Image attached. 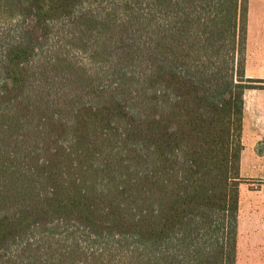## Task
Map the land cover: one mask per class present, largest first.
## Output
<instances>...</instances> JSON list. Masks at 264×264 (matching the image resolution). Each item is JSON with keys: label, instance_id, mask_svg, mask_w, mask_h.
<instances>
[{"label": "trees", "instance_id": "1", "mask_svg": "<svg viewBox=\"0 0 264 264\" xmlns=\"http://www.w3.org/2000/svg\"><path fill=\"white\" fill-rule=\"evenodd\" d=\"M248 0H0V264H235Z\"/></svg>", "mask_w": 264, "mask_h": 264}, {"label": "crops", "instance_id": "2", "mask_svg": "<svg viewBox=\"0 0 264 264\" xmlns=\"http://www.w3.org/2000/svg\"><path fill=\"white\" fill-rule=\"evenodd\" d=\"M247 6L246 68L258 72L259 75V71H264V0H248ZM247 71L245 69V72ZM252 75L254 74H248L246 77L250 79L253 77ZM262 75L257 81L263 82V88H253L258 90L256 98L252 99L250 92H245L244 96V111L250 116L252 123L255 121L257 135L252 141L243 136L244 150L241 157L240 174L248 182L252 179L258 180V185L240 184V211L235 264H264V177H245L242 175L244 171L248 172L251 169L246 164L247 157L260 158L261 162L254 166L261 173H264V80H261ZM248 97H250V102H248ZM246 131L244 118L243 135Z\"/></svg>", "mask_w": 264, "mask_h": 264}, {"label": "rangeland", "instance_id": "3", "mask_svg": "<svg viewBox=\"0 0 264 264\" xmlns=\"http://www.w3.org/2000/svg\"><path fill=\"white\" fill-rule=\"evenodd\" d=\"M246 70H248L247 72H245L246 76L248 74H250V75L251 74H254V75H252L253 77L250 78V79L259 80V76H261L263 74L261 80H264V71H259V75H258V72H253L249 68H246ZM261 85H263V84L261 83ZM256 89H258V88H256ZM248 90L246 92H250L251 93L250 94L251 95V98L252 99H255L258 90H255V89H248ZM254 90L256 91V93L254 92ZM248 102H250V97H248ZM244 118H245V125H246L247 131H246V133L244 132V135L243 136H246L249 141H252L256 137V135H257V126H256V123H255V121L252 123V121L250 119V116H248V114L246 112H245ZM247 156H248V154H247ZM246 160H247L246 164L251 169L248 172L244 171L242 175L245 176V177L246 176H253V177H257V178H263L264 177V173H261V171L254 166L255 164H258L259 162H261V159L260 158H256V157H254V158H248L247 157ZM240 177H241V174H240ZM241 183L246 184V186H248L249 184H256V185H258V180H256V179L253 180L252 179V180H250L248 182L246 178H242L241 177Z\"/></svg>", "mask_w": 264, "mask_h": 264}]
</instances>
